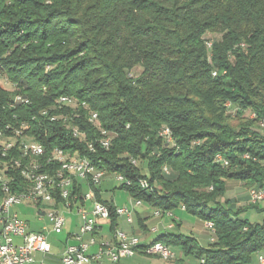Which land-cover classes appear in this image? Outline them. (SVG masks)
<instances>
[{
    "label": "trees",
    "instance_id": "1",
    "mask_svg": "<svg viewBox=\"0 0 264 264\" xmlns=\"http://www.w3.org/2000/svg\"><path fill=\"white\" fill-rule=\"evenodd\" d=\"M0 71L28 98L8 105L14 86L0 83V127L25 119L45 155L59 148L85 156L130 179L118 186L132 198L162 210L183 204L215 227L207 247L181 232L152 242L180 246L200 264H245L264 248V220L241 216L258 203L234 208L221 199L227 179L264 186V0H0ZM60 96L73 105L57 104ZM75 125L84 138L70 132ZM164 126L172 145L159 135ZM101 129L113 133L108 148ZM14 182L20 188L18 175ZM94 189L114 233L115 204Z\"/></svg>",
    "mask_w": 264,
    "mask_h": 264
},
{
    "label": "built area",
    "instance_id": "2",
    "mask_svg": "<svg viewBox=\"0 0 264 264\" xmlns=\"http://www.w3.org/2000/svg\"><path fill=\"white\" fill-rule=\"evenodd\" d=\"M207 44L209 46V42H207ZM0 83L14 82L0 71ZM16 88L14 83V90H9L14 92L12 93V99L7 100L10 106H16L18 104L17 94H19V92H15L17 90ZM62 97L74 99L72 96H60V99H62ZM225 106L230 108L231 103L226 101ZM93 114L96 115L94 112ZM251 116H253V113ZM70 118L71 117L68 119ZM18 122H27V120L23 119L22 121L10 123L11 127H14ZM261 124H263V122H261ZM76 131H80L77 125L70 129L73 135ZM160 136L164 142L172 145L173 137L168 126H164V131H160ZM111 142L112 139H108L106 142H99V144L108 148ZM41 146L44 145H36L35 140L34 144H27V147H34L35 150ZM0 148L15 150V147H7L1 142ZM88 148H93V144ZM215 161L227 164V159L221 154H216ZM12 164H15V162L0 165V183L4 182V173L12 171ZM71 164V179H64V172L54 175V178L51 180H41V177L38 179L37 186L39 188H41V186H46L48 182L57 183V190L48 191V195H44V197L21 195L20 192L14 190L15 182L11 183V190H6L9 191V198H1L0 191V264H32L35 262V253L47 254L51 252L52 246L47 239V234L43 231V229L45 230L47 227H44L41 231L31 230L28 221L20 217L18 212L13 210V207L27 202V197H35L40 206L45 205L43 214H38V217L40 218L42 215H45L50 223V231L60 233L66 223V218L60 209V203L69 206L71 205L72 198L78 196L73 187L74 179L86 182L88 191L82 198L90 199L92 201V208L89 211L84 207L78 208L81 223L78 230L70 234L67 241L63 244L59 264H125L121 263L122 258L133 257L138 252L139 246L141 245L139 236L129 234L119 228L115 229L111 238H105V244H96L97 230L101 225L108 222L110 208L107 202L97 199L94 187L100 186L105 175L110 172L95 164H88V158L85 156L84 158H76ZM24 171L31 172V169L26 168ZM111 174L115 176V180L119 184H131L124 175H118V173L113 172ZM25 182H30V179H25ZM138 183L142 187L148 186L147 179L144 177L138 178ZM260 188L261 195H254L253 187L249 188V201L251 203H259L264 200V187ZM141 203L142 201L140 199H133V202L128 206H115V212L118 216H126L128 222H132L134 208ZM153 215L157 217L171 215V211L155 208ZM205 225L214 227L213 223H205ZM151 231L156 232L157 227H151ZM14 236L21 238V244L14 243ZM70 239L73 240V242H70ZM214 239L215 227L214 235L210 236L211 241ZM94 245H97V249L91 251L90 248ZM144 251L148 254H166L168 260H174L175 257L174 251L164 242L152 244V241H150L146 244ZM257 259L259 264H264V252H259ZM174 264L176 263L174 262Z\"/></svg>",
    "mask_w": 264,
    "mask_h": 264
},
{
    "label": "bare ground",
    "instance_id": "3",
    "mask_svg": "<svg viewBox=\"0 0 264 264\" xmlns=\"http://www.w3.org/2000/svg\"><path fill=\"white\" fill-rule=\"evenodd\" d=\"M212 42H209V45ZM215 74V72H214ZM2 85H8V89H13L12 83H1ZM7 88V86H6ZM12 99V98H11ZM27 103L28 98L24 97L22 94H17V103ZM57 104H70L73 105V101L68 97H60L56 101ZM85 105V104H84ZM47 109L41 110V114H46ZM94 111H89L90 121L97 124V113L94 112L96 115L93 114ZM56 117L53 116L52 119ZM261 126L264 127L263 124ZM27 127V122H21L19 126L11 127L10 123H5L0 127V142L5 144L7 147H15L17 150L18 155L12 156V151L10 148H0V165H5L6 163L15 162L12 164V171L4 173V182L0 183V191H1V198H9V191L11 190V183L14 182L15 175L21 179V186L20 188H16L14 185V190L16 192H20L21 195H31L36 197H44V195H48V191H56L57 190V183L56 182H48L46 186H41L39 188L37 186L38 179L41 177V180H51L54 178V175L58 173L64 172V179H71L72 178V161L76 160V158H84L78 154H71V153H64L61 149L55 148L50 155H45V147L41 146L38 149H34V147H27V144H34V139L25 133L24 129ZM74 128V127H73ZM164 131V127L159 130ZM5 132V133H3ZM264 132V129L262 130ZM74 135L80 137L81 139L84 138V135L80 131L74 132ZM101 142H106L108 139H112L113 133L101 129ZM36 145H43L41 142L35 140ZM53 160H57L60 163V167L49 171L45 168L47 164L53 162ZM135 163V160H132ZM88 164H94L91 160L88 159ZM31 169V172H25L24 169ZM118 175H123L118 173ZM25 179H30V182H25ZM129 182L130 179H128ZM138 182V179H137ZM254 195H261V188L253 187ZM27 203L36 206L38 209V214H43V208L39 205L38 201L35 197H27ZM183 208L185 206L181 205ZM182 208V209H183ZM207 223H212L210 221H206ZM212 232H214V227L211 225H207ZM163 243L161 241L152 242V244H159ZM96 244H105V238H99L96 235ZM156 255L161 256L163 259H168L166 254H159L153 253Z\"/></svg>",
    "mask_w": 264,
    "mask_h": 264
},
{
    "label": "rangeland",
    "instance_id": "4",
    "mask_svg": "<svg viewBox=\"0 0 264 264\" xmlns=\"http://www.w3.org/2000/svg\"><path fill=\"white\" fill-rule=\"evenodd\" d=\"M207 37H216L218 34L215 33H207ZM141 68L139 66L134 67L131 70L132 74H137L139 73ZM5 87L9 88L8 85H4ZM226 113L230 114L231 117L235 115V107L230 106V108L226 107ZM245 114L248 117H251L252 113L246 110ZM260 128H264L263 126L259 125ZM227 184H226V189L224 192L223 197L221 198L222 200L224 198L230 199V202L232 204H235L238 201H244V197L246 196L245 194V188H250L253 186H257L255 184H245L244 182L241 181L237 182L236 179H227ZM235 183V184H234ZM102 185V195L104 198L108 200H112L116 205L118 206H123V205H130L133 202L132 197L130 194L125 190L124 188H120L118 185L119 183L115 180V176L111 173H107L101 183ZM258 187V186H257ZM264 187V186H263ZM248 205V203L245 204V206ZM64 205L61 206V212L66 218V223L64 225V228L62 232L60 233H55L50 231V223L48 218L45 215H42L40 218L38 217V209L34 205H29V203L24 202L19 205H15L13 207V210L17 211L19 216L22 217L23 219L27 220L29 223V228L31 230L35 231H41L44 227H47V229H43V231L47 234V239L49 243L52 246V250L50 253L47 254H42V253H35V262L32 264H58L59 259L58 255H60V252L62 250L63 244L66 242V239L68 238V233L69 232H74L77 229V225H79V216L76 214L77 213V208L75 207L73 210H68L64 209ZM180 206L174 208L171 210V213L173 214H178L181 213L179 216L181 217V220H183L185 226H189V228L195 227L199 228V230L203 231L202 235L199 237L200 241L204 243L209 242L210 234L214 235V232L211 231V229L207 226L206 230L203 228V221L198 218L197 215L189 213L187 211H181ZM41 208H45V205H42ZM136 213L133 214V220L136 222ZM241 216H246L250 221H255V222H261L264 218V213L259 212L256 209L253 208H246L244 209L243 213ZM39 218V219H38ZM125 218L120 217L119 218V223L120 226L123 229H127L128 225L126 224ZM134 222V223H135ZM121 229V228H120ZM108 230V225L104 226V231ZM183 232H189L188 229H182ZM210 231V232H209ZM139 236V235H138ZM140 237V236H139ZM13 241L16 244H21L22 240L20 237L14 236ZM70 242H73V240L70 239ZM257 252L252 254V263L251 264H259L257 261ZM155 256H157L155 254ZM159 258H155L159 262L163 264L164 260L165 261H171L168 259H163L161 256H157ZM129 262H140V263H145L148 264L147 259L144 257H133L131 259H128ZM174 264V263H171ZM178 264V263H176Z\"/></svg>",
    "mask_w": 264,
    "mask_h": 264
},
{
    "label": "crops",
    "instance_id": "5",
    "mask_svg": "<svg viewBox=\"0 0 264 264\" xmlns=\"http://www.w3.org/2000/svg\"><path fill=\"white\" fill-rule=\"evenodd\" d=\"M227 181L228 180L225 181V184H227ZM79 182H80V180H79ZM237 182H240V184H241V181L237 180ZM78 184H80V183H78ZM99 188H100V196H101V198L104 199V200H108V199L104 198L103 195H102L103 194L102 193V185H100ZM245 189H246L245 190L246 196L244 197L245 198L244 201L236 202L234 204V208H237V207H240V206H245L246 203H248V204L250 203V201H249V192H248L249 188L248 189L245 188ZM87 191H88V186H87V184L83 183L81 190L80 191H76L78 196L76 198H73V200L71 201V205L65 206L63 203H60V209H61L62 205L65 206V207H63L64 209L66 208L68 210H73L75 207L77 208V213L76 214L79 216V225L81 223V217H80V215L78 213V208L79 207H84L88 211L92 208V201L90 199H83L82 198V196ZM132 199H134V198H132ZM114 204H115V206H118V205H116V203H114ZM29 205H31V204H29ZM179 208H180L181 211H186L185 208H183L181 205H180ZM249 208H253V209L258 210L259 212L264 213V200L259 202L256 207H249ZM154 209H155L154 207H151L147 203L142 202L140 205L135 206V208H134V213H136L135 214L136 215V222L134 220H132V222H128L126 216H124V215L123 216H118L117 217V228H119V229L121 228L120 230L125 231V232H127L129 234H135L137 236L139 235L140 236L139 238L141 240V244H147L148 242H150L155 237V235L157 233L164 232V231H166V232H175V233L181 232V233H184V234L192 235L193 237H195V239L198 241V243L201 246H204V247H207V246H209L211 244V240H209L208 243H204V244L200 241L199 237L202 235L203 231L199 230V228H195L193 226H192V228H189V226H185L184 225L183 220H181V217L179 216L181 213H178V214L171 213V215H163L161 217H157V216L153 215ZM242 213H241V215H242ZM120 217L125 218L124 220H125L126 224L127 225L129 224L128 228L126 230L123 229L120 226V223H119L120 222L119 221ZM243 217H246V216H243ZM200 220H202V219H200ZM263 220H264V218H263ZM202 221H203V228L208 230L207 229V225H205V223H207V222L204 221V220H202ZM79 225H77V229L75 231L78 230ZM105 225H108V230L107 231H104V226ZM153 226L157 227V231L156 232H152L151 231V227H153ZM185 228L188 229L189 232H183L182 229H185ZM72 233L73 232H69L68 233V238H69V235L72 234ZM112 234L113 233L111 232V230L109 228V221L104 223L103 225H101V227L97 230V237H99V238H111ZM209 234L211 236V233H209ZM67 239H66V241H67ZM169 246L174 251L175 257H174V260H171V261H165L164 260L163 264H171V263H174V262L178 263V264H200V262L202 261V259L199 260L198 258L194 257L191 254L185 255L183 253V251H182L180 246H174V245H169ZM96 249H97V245H94V246H92L90 248L91 251H94ZM259 252H264V248L262 250L257 251V253H259ZM135 256L146 258L148 264H162L161 262H159L158 260L155 259V258H159V257H157L158 255L155 256V254H153V253L152 254H148V253H146L144 251V249H139L138 252L133 257H135ZM133 257H124V258L121 259V263H125V264H138V263H140V262H136V263L129 262L128 259H131ZM251 258H252V256H251ZM58 259H59L58 261L60 263V255H58ZM257 261H258V259H257ZM251 263H252V260H250L249 263H245V264H251ZM258 263H259V261H258Z\"/></svg>",
    "mask_w": 264,
    "mask_h": 264
}]
</instances>
